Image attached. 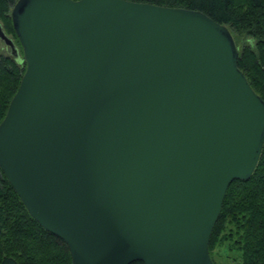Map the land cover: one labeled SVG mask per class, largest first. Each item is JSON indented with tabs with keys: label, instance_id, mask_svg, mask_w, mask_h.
Returning a JSON list of instances; mask_svg holds the SVG:
<instances>
[{
	"label": "water",
	"instance_id": "95a60500",
	"mask_svg": "<svg viewBox=\"0 0 264 264\" xmlns=\"http://www.w3.org/2000/svg\"><path fill=\"white\" fill-rule=\"evenodd\" d=\"M23 64L0 170L70 264H212L228 185L254 171L264 101L228 27L128 0H15Z\"/></svg>",
	"mask_w": 264,
	"mask_h": 264
},
{
	"label": "trees",
	"instance_id": "16d2710c",
	"mask_svg": "<svg viewBox=\"0 0 264 264\" xmlns=\"http://www.w3.org/2000/svg\"><path fill=\"white\" fill-rule=\"evenodd\" d=\"M14 1L0 0V21L2 30L15 39L9 17ZM128 1L198 10L226 25L237 47V67L264 101V0ZM22 65L12 55H0V120L19 83ZM224 242L238 255L237 264H264V144L253 173L246 180L231 181L226 189L208 240L212 264H220L214 251ZM0 264H70L64 242L29 216L1 170Z\"/></svg>",
	"mask_w": 264,
	"mask_h": 264
},
{
	"label": "rangeland",
	"instance_id": "374dc122",
	"mask_svg": "<svg viewBox=\"0 0 264 264\" xmlns=\"http://www.w3.org/2000/svg\"><path fill=\"white\" fill-rule=\"evenodd\" d=\"M0 25H1V21H0ZM12 28V27H11ZM3 29V28H2ZM5 35H7L10 39H12L13 44L16 45V47H18V53L19 55H21V50L19 48L18 43L15 41L14 36L12 35L11 32H5ZM233 37V36H232ZM235 42V41H234ZM0 55H11L9 52V48L0 40ZM22 70H23V65H22ZM18 86V85H17ZM15 92V91H14ZM2 119V118H1ZM227 243L224 242L222 244V246L218 247L215 251H214V259L218 262V263H222V264H237V260H238V255L235 252H232L230 250L227 249Z\"/></svg>",
	"mask_w": 264,
	"mask_h": 264
}]
</instances>
